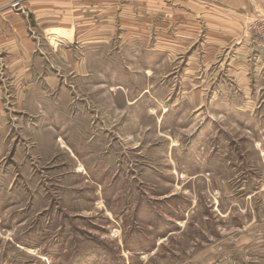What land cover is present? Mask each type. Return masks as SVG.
Segmentation results:
<instances>
[{
    "label": "rangeland",
    "instance_id": "obj_1",
    "mask_svg": "<svg viewBox=\"0 0 264 264\" xmlns=\"http://www.w3.org/2000/svg\"><path fill=\"white\" fill-rule=\"evenodd\" d=\"M179 6L0 0L3 40L36 42L38 67L46 57L62 73L106 156L85 172L59 139L47 159L27 140L12 152L4 123L0 264H264V78L253 74L264 58L252 21L241 38L209 42ZM86 167L105 169L101 182Z\"/></svg>",
    "mask_w": 264,
    "mask_h": 264
},
{
    "label": "crops",
    "instance_id": "obj_2",
    "mask_svg": "<svg viewBox=\"0 0 264 264\" xmlns=\"http://www.w3.org/2000/svg\"><path fill=\"white\" fill-rule=\"evenodd\" d=\"M175 2L180 5L177 8L180 14H188L192 26L196 27L200 19L205 22L209 42L224 40L223 38L231 35V32L235 33L233 37L241 38L245 27L264 15V0H175ZM215 3L223 9L216 15L214 14L216 10L211 5ZM195 31L196 29L191 28L189 35L191 38ZM8 36L10 40L6 41L0 35V139L3 138L2 133L5 131L3 125L10 123L12 132H15V136L11 137L12 152L16 147L19 150L20 145L29 141L30 147L32 145L35 150H40L37 153L40 156L44 154L47 159L55 151L54 143L59 139L58 144L65 148L68 158L74 163L73 166L83 167L85 172L83 166L85 162H94V158L100 159V156L106 159L105 155L98 153L99 150L95 151L96 136L89 135L86 130L85 112L77 109L80 104L70 101V86L63 79L62 73L49 69L46 63L50 61L46 57H40L41 67H38L37 44L28 35H21L19 31L15 35V31H10ZM25 36L27 37L24 38ZM77 37L75 36L72 42L68 39L67 44H72ZM246 41L243 44H247ZM247 52L246 50L245 60L250 62L251 58ZM259 65L260 63L255 64L253 74L264 78V65ZM240 71L246 74L245 68H240L239 74ZM85 108L86 105L83 104L82 109ZM14 128H20L22 132L17 136V130ZM86 168L90 174H87L88 179L92 177L95 182H101L99 175L106 172L105 169ZM97 176L100 179H96Z\"/></svg>",
    "mask_w": 264,
    "mask_h": 264
},
{
    "label": "built area",
    "instance_id": "obj_3",
    "mask_svg": "<svg viewBox=\"0 0 264 264\" xmlns=\"http://www.w3.org/2000/svg\"><path fill=\"white\" fill-rule=\"evenodd\" d=\"M249 33L252 34V43L257 57L264 58V15L251 22Z\"/></svg>",
    "mask_w": 264,
    "mask_h": 264
},
{
    "label": "bare ground",
    "instance_id": "obj_4",
    "mask_svg": "<svg viewBox=\"0 0 264 264\" xmlns=\"http://www.w3.org/2000/svg\"><path fill=\"white\" fill-rule=\"evenodd\" d=\"M66 39H67V37L65 36V35H63ZM62 39V38H61Z\"/></svg>",
    "mask_w": 264,
    "mask_h": 264
}]
</instances>
